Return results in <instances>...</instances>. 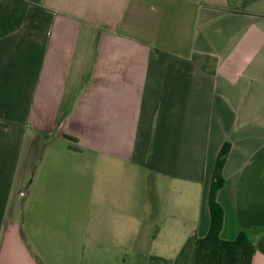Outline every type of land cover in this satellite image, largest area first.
<instances>
[{
    "label": "crops",
    "instance_id": "crops-1",
    "mask_svg": "<svg viewBox=\"0 0 264 264\" xmlns=\"http://www.w3.org/2000/svg\"><path fill=\"white\" fill-rule=\"evenodd\" d=\"M236 5L30 4L0 38V264L205 237L226 143L221 237L264 264V0Z\"/></svg>",
    "mask_w": 264,
    "mask_h": 264
},
{
    "label": "trees",
    "instance_id": "trees-1",
    "mask_svg": "<svg viewBox=\"0 0 264 264\" xmlns=\"http://www.w3.org/2000/svg\"><path fill=\"white\" fill-rule=\"evenodd\" d=\"M233 2V0H230ZM40 3V0H36ZM29 0H9L6 8V20L0 28V38L21 28L30 6ZM0 116H2L0 114ZM66 138L75 140L70 136ZM230 150L226 143L217 158L212 182L208 193L210 226L205 237L194 230L175 259L158 256L150 258V264H253L255 245L251 237L242 233L237 239L228 241L221 237L224 225V209L218 200V193L224 186L223 170Z\"/></svg>",
    "mask_w": 264,
    "mask_h": 264
},
{
    "label": "rangeland",
    "instance_id": "rangeland-1",
    "mask_svg": "<svg viewBox=\"0 0 264 264\" xmlns=\"http://www.w3.org/2000/svg\"><path fill=\"white\" fill-rule=\"evenodd\" d=\"M31 3L36 0H29ZM250 0H236L237 9H242L245 4ZM174 222H169L171 226ZM173 231V230H172ZM171 230L167 231L166 235H161L155 238L156 242L152 245L146 243H135L127 248H118V252L111 253H85L83 254L82 264H150V258L152 256L163 257L167 259H175L185 242L190 235H175ZM156 233V232H155ZM137 239V238H136ZM61 253L57 254V260L55 264H73V254ZM97 258H105L106 263L100 261H94Z\"/></svg>",
    "mask_w": 264,
    "mask_h": 264
}]
</instances>
